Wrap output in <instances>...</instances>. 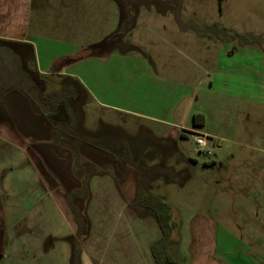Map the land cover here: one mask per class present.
<instances>
[{"label":"crops","instance_id":"obj_1","mask_svg":"<svg viewBox=\"0 0 264 264\" xmlns=\"http://www.w3.org/2000/svg\"><path fill=\"white\" fill-rule=\"evenodd\" d=\"M55 1L58 3L0 0V44L10 50L7 51L9 57L19 59L27 72L36 78L58 73L73 79L82 92L77 104L75 133L103 145L125 141L136 162L144 166L153 164L137 161L136 141L134 143L127 137L109 142L103 140L104 137L118 135V119L155 122L161 126L162 135L173 139L179 130L182 138L196 132L197 135H205L208 143L216 144L215 134L203 130L207 122L203 126L194 124L195 114H204L206 120L208 114L206 110L193 109L199 99L195 98L198 96L196 81L201 83L200 78L208 75L210 89L220 88L222 94L231 92L228 96L241 97L242 102H253L256 99L254 91L261 89L264 93V0L231 4V20L220 24L254 36L261 47L206 37L195 30L196 36L205 40L199 45L192 41L191 35L180 32L182 20L177 16L178 34L171 33L173 29L168 28V22L163 18L145 23L152 31H160L158 28L161 27L170 34L173 40H166L168 43L165 44L174 50L171 56L160 50L158 55L154 51L153 55L157 56H150L148 62L145 56L135 51L145 43L135 37L127 43L123 37L113 49L65 64L54 72L52 66L55 61L73 56L84 47L102 43L116 33L114 26L120 27L122 21V8L117 0H114L117 11L110 15L107 8L93 5L88 0L78 3L73 0ZM142 6H137L136 22L129 33L133 34L138 27ZM149 6L154 8L151 4L144 8L152 10ZM246 13L252 17L244 23L242 17ZM156 14L166 13L158 9ZM97 24L111 33L101 42L95 44L88 42L87 37H77L79 27ZM161 37L160 34L158 38ZM78 39L82 42H77ZM176 54L181 56L179 60H176ZM127 62H134L135 66H129L134 67L133 70L127 68ZM192 72L195 75L202 72L204 76L192 77ZM134 75L141 84L144 77L151 81V96L146 90L148 88L142 90L141 85L139 88L135 86L133 91ZM235 75H240L241 79ZM255 75L258 76L257 84L251 78L255 79ZM5 83L10 85V71L2 67L0 88H7L3 85ZM90 97L117 117L115 123L99 119L103 128L101 135L80 130L84 117L80 108L92 100ZM191 119L192 128L188 126ZM166 139L168 143L169 139ZM217 144L220 145L221 141ZM80 153L97 166L111 164L114 175L107 171L91 172L86 197H74L73 202L79 208L84 224L82 234L78 236V224L68 200V194L81 187V181L73 173L72 152L53 143L48 118L28 96L16 89L3 96L0 102V204L7 244L0 264H157L151 247L162 236V231L150 209L134 204L138 195L136 173L115 157L121 154L120 151L115 155L105 154L83 145ZM179 153H183L181 148ZM160 166L174 170L169 164ZM160 176L151 180L148 190L168 200L165 195L155 192ZM178 220V230L168 245L174 258L171 264H220L213 258L218 247L208 220L201 216L185 218L180 214Z\"/></svg>","mask_w":264,"mask_h":264},{"label":"rangeland","instance_id":"obj_2","mask_svg":"<svg viewBox=\"0 0 264 264\" xmlns=\"http://www.w3.org/2000/svg\"><path fill=\"white\" fill-rule=\"evenodd\" d=\"M41 1L43 4L44 0ZM52 1L58 3L55 0H46L50 3ZM73 1H76L75 3L82 2V0ZM88 1L92 2L93 5L107 8L109 15L117 11L114 0ZM241 2H247V0H151L148 3H142L138 27L135 32L129 33L135 25L134 23L127 30L126 36L123 35L122 38L125 37L127 43L133 41L134 37L136 40L144 42L145 46L142 48L138 46L139 48H136L135 51L145 56L144 58L148 62L150 56H157L153 55L155 54L154 51L158 55H160L158 52L160 50L163 51L164 55L168 53L167 56H171V52L174 50H170V47L165 44L166 40H173L170 34L163 31L161 27L158 28L160 31H152V28L145 23L163 18L165 22H168V28L173 29L171 33L178 34L179 32H176L179 27L176 22L178 16L182 20L180 32L185 31L191 35L194 43L200 45L204 44L205 40L197 37L195 30L212 33L208 26L213 23L218 25L227 23L232 18L229 12L230 5ZM148 4L153 5L154 8L151 6L149 7L152 10L144 8ZM158 9L166 14H156ZM151 12L153 14H150ZM244 15L242 17L244 23L252 17L248 13ZM79 28L76 33L77 37H87L88 42L95 44L111 34L110 30L106 27H100L98 24L94 27L83 26ZM114 28L118 30L119 25H115ZM104 34H106L105 37H103ZM160 34L163 37L158 38ZM65 35L66 33H64ZM117 35L118 33H113L111 38H117ZM252 39L254 38H251L250 44L258 46L259 43ZM77 42L82 41L78 39ZM113 42L111 40L107 48L113 49L118 40L116 43ZM237 43L243 46L249 45L243 43L241 39ZM181 50L184 49L181 47ZM175 56L176 60L181 57L179 54ZM166 59L168 60V57ZM127 63V68L133 70L134 67L129 66H135L134 62ZM196 75L197 77L204 76L202 72H198ZM196 75L192 72V77ZM176 76L179 79V75ZM181 76L184 75L181 74ZM235 77L241 79L240 75H235ZM134 78L136 79L133 84V91L135 86L139 88L141 85L142 90L148 88L146 90L151 96L153 93L151 81L144 77L142 83L144 85H142L138 81L137 75H134ZM208 78L207 75L203 79L200 78L201 83L196 81L198 86L196 95L198 96L195 98L199 97V99L195 101L193 109L208 112L205 121L207 126L203 130L213 132L218 139L216 144L211 141L208 143L207 148L213 151L212 155L209 156L205 152L199 151L196 144V132L188 133V137L182 138L180 134L182 131L179 130L176 134L177 137L173 139L161 134L162 129L159 124L147 120L140 122L129 118L118 119L120 123L118 135L104 137L103 140L109 142L127 137L134 143L136 141L134 151L137 153V161L145 160V162L153 164L152 166L163 164L172 166L174 170L171 169V171L174 179L171 178L170 180L175 181L171 182L167 176H160L155 192L165 195L169 200L166 201L174 204L177 219L178 214H180L185 218L201 216L208 220L210 228L214 231L218 247L213 258L220 264H264V93L261 89L254 91L256 99L253 102H242L241 97L228 96L231 92L225 91L222 94L220 88L210 89ZM251 78L257 84L258 76L255 75V79ZM181 79L185 80L183 77ZM87 96L90 95L87 94ZM130 98H133V95ZM97 102V100L92 99L87 105L85 104L80 108L84 114L80 125L82 132L101 135L103 128L99 119L117 122L114 112L106 111L107 109L98 106ZM192 121L191 119L188 125L191 128ZM166 138L169 139L168 143ZM217 141H221V144H217ZM180 148L183 152L181 155L179 153ZM213 160L214 163L209 164ZM2 214L3 210L0 204V229H4ZM3 240L4 233L0 230V261L5 254Z\"/></svg>","mask_w":264,"mask_h":264},{"label":"trees","instance_id":"obj_3","mask_svg":"<svg viewBox=\"0 0 264 264\" xmlns=\"http://www.w3.org/2000/svg\"><path fill=\"white\" fill-rule=\"evenodd\" d=\"M118 1L122 8V21L119 29L116 31L118 33L117 38L114 37L112 39L111 35L101 44L84 48L73 56L58 59L54 62L52 71L55 72L61 69L65 64L75 63L86 57L98 54L102 50H110L107 48L110 41L112 40L114 41L113 43H116L118 40L119 43L120 38L134 25L137 12L135 4L148 0ZM156 3L159 4V2ZM208 28L212 33L196 30L198 34L206 37L229 41H239L241 39L245 44H250L251 38H254L233 29L222 27L216 23L209 25ZM7 51L10 50L0 44V72L2 67L8 68L10 71V85H6L7 83H5L3 85L7 88H0V102L3 96L10 90L16 89L24 93L33 102L35 107L48 118L51 124L53 143L72 152L74 160L73 173L81 181V187L72 190L68 194V200L78 224V236L82 234L84 224L80 210L73 202L74 197H86L87 183L91 172L107 171L114 175L111 164L95 165L80 153V147L88 145L105 154H114L116 151H120L121 154L119 156L114 154L115 157L121 160L127 169L133 170L138 177V195L134 204L141 208L150 209L155 214L162 231V236L151 247L154 259L157 264L174 263V258L168 250V245L179 227L176 211L168 201L148 190L151 180L158 175H165L169 179L173 178L171 169L161 166L147 167L136 162L130 146L125 141L103 145L95 139L83 137L75 133L78 118L77 104L80 102L82 96L81 89L77 83L73 79L58 73H49L36 78L33 74L27 72L19 62V59L9 57ZM205 121L204 114L197 113L194 115L195 125L203 126ZM213 163L214 161L209 164ZM0 230L4 233L3 245L5 246L7 244V236L4 229ZM77 248L78 244L76 242V250Z\"/></svg>","mask_w":264,"mask_h":264},{"label":"built area","instance_id":"obj_4","mask_svg":"<svg viewBox=\"0 0 264 264\" xmlns=\"http://www.w3.org/2000/svg\"><path fill=\"white\" fill-rule=\"evenodd\" d=\"M196 144L199 148V151H203L205 152L207 155H212L213 151L209 148H207L208 146V139L205 135H197L196 136Z\"/></svg>","mask_w":264,"mask_h":264},{"label":"flooded vegetation","instance_id":"obj_5","mask_svg":"<svg viewBox=\"0 0 264 264\" xmlns=\"http://www.w3.org/2000/svg\"><path fill=\"white\" fill-rule=\"evenodd\" d=\"M151 0H148V1H142V2H138L137 4H135V6H136V10H137V6L139 5V4H142V3H148V2H150ZM155 1V0H154ZM136 16H137V12H136ZM135 20H136V17H135ZM122 37L120 38V41H119V43L118 44H120V42L122 41Z\"/></svg>","mask_w":264,"mask_h":264}]
</instances>
